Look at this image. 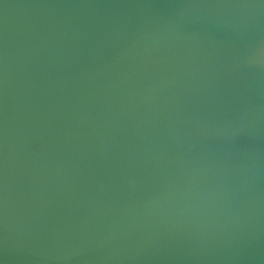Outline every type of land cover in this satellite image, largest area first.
<instances>
[{"label":"water","instance_id":"water-1","mask_svg":"<svg viewBox=\"0 0 264 264\" xmlns=\"http://www.w3.org/2000/svg\"><path fill=\"white\" fill-rule=\"evenodd\" d=\"M0 264H264V0H0Z\"/></svg>","mask_w":264,"mask_h":264}]
</instances>
